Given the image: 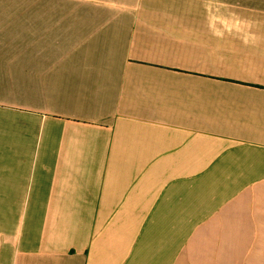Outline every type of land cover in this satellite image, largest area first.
<instances>
[{"label": "crops", "instance_id": "0c3cea01", "mask_svg": "<svg viewBox=\"0 0 264 264\" xmlns=\"http://www.w3.org/2000/svg\"><path fill=\"white\" fill-rule=\"evenodd\" d=\"M0 264H264V0H0Z\"/></svg>", "mask_w": 264, "mask_h": 264}]
</instances>
